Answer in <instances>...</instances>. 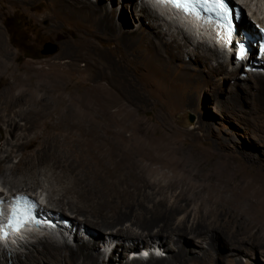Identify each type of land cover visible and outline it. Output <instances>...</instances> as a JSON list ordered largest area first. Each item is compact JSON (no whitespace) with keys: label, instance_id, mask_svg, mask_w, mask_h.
I'll use <instances>...</instances> for the list:
<instances>
[{"label":"bare ground","instance_id":"bare-ground-1","mask_svg":"<svg viewBox=\"0 0 264 264\" xmlns=\"http://www.w3.org/2000/svg\"><path fill=\"white\" fill-rule=\"evenodd\" d=\"M6 1H9L8 3L11 5L26 6L41 0ZM45 1L48 2V9L43 17L50 23L49 29L56 36H59L60 28L66 25L73 29L75 37L65 41L68 47L62 49L60 54L61 59L69 60L67 62L69 72H75L78 63H85L87 69L104 81L105 85L102 89L97 90L100 94L93 93V97H89L87 94L73 97L71 93L65 97L59 92L64 88L59 81L64 83V80L60 79L62 72L57 69L59 64L56 62L48 63L47 72L41 71L38 74H33L28 71L22 75L10 69L5 61H0L1 72L3 74L11 72L14 78L13 83L8 86L9 91L19 90L18 94L7 92V95H2V97H4L5 103L10 104L6 100L14 97L13 100L17 101L23 95L22 90L33 91L31 93L35 103L57 106V110L68 121L65 122L67 126H70L73 121L87 119L97 123L102 143L110 145L111 149L108 150L107 147L105 151L108 152L104 154L95 151V147L87 139L90 136L88 132L78 135L81 139L75 140L67 134L55 133L57 125H50L46 136L39 134L27 142H20L19 137L22 134H16L15 131H28L36 121H32L29 117L25 119V114H23L24 124H20L21 120L17 119V113L12 112L14 115H11L6 123V134L10 137H6L0 144V179H2L1 184L5 188L3 189L6 191L9 187L7 193H10L13 192V189L21 188L16 193L34 194H38L37 189H41L53 203L50 210L54 214L61 213L60 210L63 207L60 206H67V212H62L61 216L70 219L71 222L73 219L72 223L77 224L79 230L84 228L82 225L88 224L89 231L96 230L101 237L108 236L112 240L111 245L117 239L119 243H115L114 248L116 254L113 250L112 255L109 256L110 264H116L117 261H121V264H153V261L159 264H213L214 258L218 257L214 242H222V239L218 230L206 223L219 210L222 212L227 210L234 220H240L243 229L257 242L252 243L253 247L261 248L264 245L261 227L253 221V218H248V215L245 218L242 214L243 211H254L255 214L263 216L261 211L264 198L260 196L261 192L250 190V184L245 180L247 182L245 185L240 183L241 181L234 184L221 181L217 176L222 175V166L217 165L213 170L203 175L204 181H199L198 185L189 186L187 192L184 193L181 191L182 189L177 188L179 189L178 193L176 191L173 195H162V192L173 190L175 186L182 183L183 174L199 176L200 173L196 171L186 172V166L201 168L203 164L202 166L197 163L189 165L188 162L177 159L173 156L172 151L166 150L163 146L166 141L163 134H160L155 140L143 121L139 123L141 127L137 134L132 127L139 121L127 115H121V100L133 103L132 95L137 99L142 98L144 96L141 91L143 88L144 90L147 88L152 97H155L153 89H159L160 93L158 92L157 97H160L164 102L163 105L168 108L194 107L196 91L201 83L209 79L213 80L217 70L224 65L219 44L213 40L216 47L214 52L206 41L211 39L208 32L211 35L213 31L219 33L215 26L211 23L205 25L195 17L182 16L180 12L171 9L167 4L154 0L156 4H151L152 7L162 14L176 15L177 18L173 16L179 22L176 24L181 23L183 27L189 24L187 26L193 28L190 31L197 33V36H201L205 40L201 43H205L206 46L198 43L196 47H193L194 60L186 62L183 57L188 53V47L191 45L189 40L184 37V42H180L178 37L173 35H171V40L166 39L164 32L166 28L162 27L161 30H156V26H158L155 23L157 22V13L155 14L148 7L149 4L139 8L140 4H144L142 0L133 2H138L139 9L135 6L134 12L138 22L135 23L137 24L136 29L131 31L123 30L119 27L121 21L116 20V14H121V16L123 14L126 16L125 21L130 24V18L123 11V7L131 0H125L123 3L121 1L118 6L112 0L106 4H101L100 1L95 3L92 0ZM262 9L264 11V5ZM164 10H168V12ZM127 18L128 20H126ZM245 19L242 21L243 25L247 23ZM134 21L136 20L134 19ZM200 27H203V31H199ZM220 36L226 35L221 33ZM102 42L112 45L109 46L111 56L109 53H103L98 58L86 56L83 52L94 54L96 50H100L99 44ZM3 53L6 57L7 54L3 51L1 56ZM211 59L216 62L214 66L210 65ZM259 61L264 62L262 58ZM201 64L207 66L208 70L203 71V73L207 72V75L198 72ZM235 72L233 84L238 83L236 84L237 88L231 89L227 86L225 92L228 96L225 99L221 96L223 101L220 102V105L224 106L230 103L234 104L232 108L236 109L240 108L239 104L243 103L247 107L245 112L250 115L254 125L264 130V75L251 73L242 80L243 82H240L238 81V71ZM132 73L137 75L138 80L145 83L142 85V89L141 86L129 82L133 79ZM226 78L228 79V76ZM111 87L112 91L116 93L115 95L109 91ZM8 94H11V97ZM5 109L7 110V107ZM15 117L17 118L15 119ZM126 131L129 132L128 137H126ZM20 145L23 150L19 149ZM32 145H34V150L27 152L26 149L31 148ZM101 146L103 145L101 144ZM126 155L138 159L141 163L162 164L166 165L173 173H181L180 176L168 180L166 184L160 186L161 197L157 199L158 196H152L153 200L151 201L143 200V206H148L146 202L151 204L145 211L132 210L127 206L120 195V188L116 187L118 186V176L115 175L116 173H111L113 170H110L111 159L114 157L125 159L128 157H125ZM199 155L202 158L212 157L211 159L218 155L224 156L223 153L210 149L201 151ZM16 157H19L18 162L11 164ZM250 164L253 163L250 162ZM252 166L256 168L255 175H259L261 169L257 165L253 164ZM157 171L151 169L150 173H158ZM125 174L127 173L125 172ZM10 176L13 178L9 179ZM214 178L217 180L213 181ZM166 179L168 178L166 177ZM206 182L208 183L206 184ZM166 198L169 199V202ZM181 198L192 201L181 204ZM70 211L73 212V215L76 213L84 219L73 217ZM62 227L68 229L67 224L62 223ZM154 229L156 230L153 231ZM251 229H255L256 232L253 233ZM30 233L33 235L30 236ZM35 235L34 231L25 230L24 232L11 233V241H16V238H19L16 242H8L0 238V264H102L105 260L100 253L98 254L100 250L96 249V246L99 247L96 243L100 239L98 236L84 237L83 241L77 230L74 238L76 244L73 245L74 243L57 239L59 236L56 235H61L63 238V230H55V235L50 234L41 238L33 237ZM29 238L34 240L28 241ZM150 239H153L155 244L166 254V258H156L151 255L143 261V259L132 255V253L145 254L148 249L140 250V245L143 243L149 247ZM107 241L103 236L102 242ZM136 241L137 243H135ZM26 243L28 244L26 245ZM222 243L223 245H218L220 253L225 249L224 246L226 247V243L224 241ZM229 244L232 246V251L235 252L232 255H237L239 240L231 239ZM19 248L27 251L15 253L14 251L17 249L19 251ZM227 249L229 248L227 247Z\"/></svg>","mask_w":264,"mask_h":264},{"label":"rangeland","instance_id":"rangeland-1","mask_svg":"<svg viewBox=\"0 0 264 264\" xmlns=\"http://www.w3.org/2000/svg\"><path fill=\"white\" fill-rule=\"evenodd\" d=\"M92 1L95 3L100 1L101 4H106L109 0ZM112 1L114 2V4H116V6H118L121 4V1L123 3L125 0ZM134 1L135 0H131L123 7V11L130 18V24L125 21L126 16H123V14L122 16L121 14H116V20L119 19V21H121L119 23V27L123 28V30L126 31L134 30L137 26V24L135 23L138 22V18H136L134 10L135 6L137 7L138 2L133 3ZM8 2L9 1L6 0H0V61H5L6 63H8V67L10 69H13L14 71L22 75L25 74L24 72L28 71L32 72L33 74H38L41 71L47 72L46 70L49 66L48 63L56 62V64H59L57 66V69L62 72V78L60 79L64 80V83H61L59 81V83L62 84L61 86H64L63 89L59 90V92H61L63 96L66 97L67 94L70 93L73 97H79L83 94H87L89 97H93V93L95 95H99L100 92H98L97 90L103 88V86L105 85L104 81L93 75L94 73L92 74V72L87 69L85 63H78L76 71L69 72V67H67V62L69 60L61 59L60 54L62 52V49L68 47L65 41L67 42L68 39L74 38L75 35L73 29L67 25L60 28L58 33L59 36H56V34L49 29L50 23L45 19V17H43L47 12L48 2L45 0H41L26 6H22L20 4L11 5ZM247 2L251 3V9L256 11V17L259 19H264V11L262 9L264 0H247ZM141 7H143V5H141L139 8ZM148 7H150V9L155 14L157 13L151 5ZM131 11L133 15L131 14ZM249 12V10L248 12H245L246 19H248L247 15L249 16ZM158 13L156 15L157 22H155L158 25L156 26L157 28L155 27L156 30H161L162 27L166 28V30H164L165 38L168 40L172 39L171 35L178 37V40L180 42H184V37L189 40L191 45H188V53L184 55L183 60L186 62H192L194 60L193 58H195L192 53L193 47H196L198 43H201L205 40L202 39L201 36H197V33L195 34L193 33V31L191 32L190 29L193 30L191 26L189 28L187 24L186 26L184 25V27L181 23L179 25L176 23L173 24V22L177 20L170 22L171 19L167 17V14H162L161 12ZM162 15L164 16V18ZM173 16L177 18L176 15L173 14ZM133 17L136 21H134ZM126 20H128V18ZM144 23H146V20H144ZM168 29L170 30L168 31ZM206 41L211 45L213 51L215 52L216 47L213 44L214 41L211 39H208ZM104 43L105 42L99 44L100 50H96L94 54L86 51L83 52L86 54V56H96L98 58L101 57L103 53H109V55L111 56V50L109 49V46L112 45ZM47 44L54 45L56 47V52L53 54H42V51ZM201 44L205 45V43ZM2 51L7 54L6 57L4 56V53L3 56H1ZM222 63L224 65L221 69L217 70L215 78L213 80L209 79L202 82L200 87L197 89L194 107L184 106L179 109H174L172 107L168 108V106L163 105V100H161L160 97H157L159 95L158 92L160 93L159 89H153L155 97H152L150 91L147 88L145 90L144 88L142 89V85L145 83L142 80H138L137 75L132 73L133 79L129 82H133L139 87L141 86L140 88L142 89L141 91L144 96L137 99L132 95L133 103H126L125 101L121 100V115H127L128 117L139 121L138 124L143 121L150 129L152 138H155V140L156 137H159L160 134H163V136L166 137V141L163 140V146L166 148V150L172 151L173 156L177 157V159L179 158L184 162H188L189 165L197 163L202 166L203 164L201 168H196L195 166H186V172L190 173L196 171L200 173H197L199 176L193 177L190 174H183L184 180L182 181V183L175 186L173 190L169 189L162 192V195H173L176 191L178 193L179 189L177 188L182 189L181 191H184V193L187 192L189 186H195L198 185L201 181H204V174H206L210 170H213L217 165H221L222 175L217 176L221 181H228L233 184L241 181L240 183L244 185L248 182V184H250L249 189L261 192L259 194L264 198V130L254 125L250 115L245 112L247 110V107H245L243 103L239 104L240 108L236 109L232 108L234 104L229 103L224 106L220 105V102L223 101L222 98L224 97L225 99L228 96V94H226L225 92V88L229 86L231 89H235L237 88L236 84H238H233L235 81L233 77L236 72H233L230 68H228L226 62L222 61ZM215 64L216 62L211 59L210 65L214 66ZM243 68L242 70L238 71V81L240 82H243L242 80L247 77V75H251V73H246ZM207 70V66L203 64H201L198 68V72L200 74L207 75V72L203 73V71ZM1 71L2 68H0V144L2 143V141H4V139H6V137H10L8 134H6V123L8 119H10L9 117L11 115H14L12 114V112H14L18 115V118L15 117V119L17 118L21 120L20 124H24V122L22 121L23 114H25V119L29 117L32 119V121H36L34 124L35 126L32 125V127L28 131H15L16 134H22L21 137H19L20 142H27L29 141V139L34 138L39 134L46 136V132L49 130V126L57 125L56 130L54 131L55 133H63L64 135L67 134L69 137L75 140L81 139L78 135L88 132L90 136H88L87 139L91 141L92 146L95 147V151L97 150L100 153L103 152L102 154H104L108 152L105 150L111 149L110 145H105L102 143L103 141L101 140V135L98 130L97 123H94L92 120L87 119L84 121H73L74 125L72 123L70 126H67L65 122L68 121H66L65 116H63L57 110V106H54L52 104L35 103V100L32 96L33 91L27 89L22 90L23 95L17 101L13 100L14 97L12 98L11 94H8V96L11 98L7 99L6 101L10 102V104L5 103L4 97H2V95L6 96L7 92H12L9 91L8 86L13 83L14 78L11 72L3 74ZM254 72L264 75V68L262 69V72ZM227 76L228 79L226 78ZM65 85L69 86L70 88H66ZM111 88H109V91L111 92V94L115 95L116 93L112 91L113 88ZM106 89H108V87H106ZM18 92L19 90H14L12 93L18 94ZM24 101L25 103H23ZM4 106L7 107V110ZM79 122L80 124H77ZM138 124L132 127L133 131L137 132V134L140 132L141 127L140 124ZM127 131L126 137H128L129 134V132ZM101 144L103 146H101ZM19 149L23 150L22 145H20ZM209 149L215 150L219 153L221 152L224 156L218 155L214 159H211L212 157L202 158L199 155L201 151ZM33 150L34 145H32L31 148L26 149L27 152H31ZM111 154L113 156L114 152ZM125 157L127 158L119 159L114 157L113 159H111L110 170L113 169L114 171L111 170V173H116L115 175L118 176L117 183L119 187L116 185L115 186L118 189L120 188V195L123 197L122 199H124V202L132 210H147L148 206H150L151 204L150 202H146L148 206H143V200L145 199V201H151L153 200L152 196H158V199L159 197H161V194L159 192V190L161 189L160 186L166 184L168 180H172L173 178L181 175V173H173L166 165H150L146 162L141 163L138 159L136 160L130 155H126ZM90 158L94 159L92 156H90ZM18 160L19 157L14 158L11 164H16ZM250 162H252L254 165H257L261 169L259 175H255L256 168L252 166L253 164H250ZM150 166L153 168H151ZM151 169L158 170V173H150ZM125 172L127 174H125ZM10 177L11 178L9 179L13 178L12 176ZM166 177L168 179H166ZM216 180L217 178L213 179V181ZM244 180L247 182H245ZM1 182L2 179H0V191L2 190L3 192H7L9 187L5 191V188L1 184ZM207 183L208 182H206V184ZM18 190H21V188L16 190L13 189L12 191L15 193ZM37 192L43 193L41 189H37ZM43 194L45 196L47 195L45 192ZM45 200L48 202V204H52L50 207L53 206V203L49 200V198H47V196L45 197ZM166 200L169 202L168 198H166ZM180 201L181 204H184L185 202H191L192 200L190 201L187 198H181ZM60 207H63L60 210L61 213L67 212V206ZM164 211L167 210L164 209ZM243 212V217L248 215V218H253V221L261 227L264 235V203L263 209L261 211V214L263 216L255 214L254 211ZM61 213L59 212L60 215ZM70 213L73 217L77 216L78 219H84L82 216H78L76 213H74L73 215L72 211H70ZM65 219L70 220L66 217ZM206 225L215 227L221 236L220 238L222 239V242L224 241L226 243V247L224 246L225 249H221L222 251L220 253L218 251V245L221 246L223 245V243L221 241L214 242V244L216 245V251L218 252V257L214 258L213 264H264V245L261 248L258 246L253 247L252 243H257L255 242L256 240H254L251 235H249L243 229L241 221L234 220L231 215L227 213V210L225 212L219 210L215 216H211ZM82 226L89 231L88 224H84ZM155 230L156 229H154L153 231ZM90 231L100 238L98 241H96L97 245L99 246H96V249H98V251L100 250L98 254L100 253V255L104 257V259L108 258V262H106V264H110L109 256H111L113 253L112 251L116 246L115 243L118 244L119 241L116 239L114 244H112L107 250L102 251L103 247L100 244V241H103V236L106 239H108L109 237L103 234V236L101 237V235L97 234L99 232L96 230ZM251 231L253 233L256 232L255 229H251ZM38 233L39 232L35 234L37 235ZM56 236H59L57 239L62 241L61 235ZM31 238H29L28 241L34 240ZM231 239L239 240V251L237 252V255H232L235 252L232 251V246L229 244ZM135 243H137V241ZM27 244L28 243H26V245ZM75 244L76 243H74L73 245ZM142 245L143 247L140 248V250L148 249L147 244L141 243L140 247ZM227 247L229 249H227ZM25 251L27 250L19 248V251L17 249L14 252L22 253ZM114 254H116L115 250ZM136 254L138 255V253ZM133 256L135 257L134 254ZM143 261H145V259H143ZM116 264H121V261H117Z\"/></svg>","mask_w":264,"mask_h":264},{"label":"snow or ice","instance_id":"snow-or-ice-1","mask_svg":"<svg viewBox=\"0 0 264 264\" xmlns=\"http://www.w3.org/2000/svg\"><path fill=\"white\" fill-rule=\"evenodd\" d=\"M159 2L168 4L185 15L195 16L197 19L201 18V10L211 13L223 22L229 32L236 15V12L228 6L226 0H159ZM262 51H264V48H262ZM240 55H243L242 48ZM3 204L4 201L0 199V216L4 215ZM35 209V203L28 198L23 196L14 197L10 204L7 222H0V236H6L8 229L12 232H19L27 223L38 222L34 214Z\"/></svg>","mask_w":264,"mask_h":264},{"label":"water","instance_id":"water-1","mask_svg":"<svg viewBox=\"0 0 264 264\" xmlns=\"http://www.w3.org/2000/svg\"><path fill=\"white\" fill-rule=\"evenodd\" d=\"M56 52V47L52 44H47L42 51V54H53Z\"/></svg>","mask_w":264,"mask_h":264}]
</instances>
